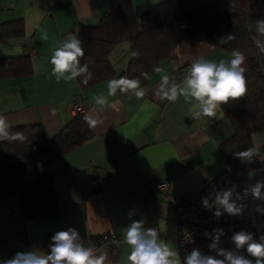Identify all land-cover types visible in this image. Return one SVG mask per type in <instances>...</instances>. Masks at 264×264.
Here are the masks:
<instances>
[{
    "label": "crops",
    "instance_id": "0c3cea01",
    "mask_svg": "<svg viewBox=\"0 0 264 264\" xmlns=\"http://www.w3.org/2000/svg\"><path fill=\"white\" fill-rule=\"evenodd\" d=\"M139 13L162 0H128ZM117 0H0V22L20 18L21 38L0 44V56H16L32 49L33 74L29 77L0 79V112L6 126L41 124L48 135L56 133L75 113L77 99L95 125L92 136L61 158L25 172L0 189V264L17 252L47 256V236L75 229L76 243L87 248L104 233L118 236L97 249L105 264H131L132 247L125 233L134 222L142 230L154 229L157 242L166 244L179 264L174 209L195 203V192L226 164L218 146L232 134V126L221 107L214 117H199L198 101L181 94L191 65L198 59L230 66L229 53L196 40L181 41L173 54L159 63L147 82L137 90L108 94L107 78L82 88L70 73L53 74L54 51L71 42L81 25H95ZM130 58L129 42L122 41L109 52L115 75ZM182 67L181 73L178 72ZM165 77L167 79L165 80ZM176 88L177 99L166 98ZM259 166L239 177L238 186L260 185V209L256 215L254 242L264 243V130L252 134ZM49 175L57 202V215L25 216L18 188ZM98 180L93 184V180ZM166 182L164 189L158 184ZM171 195V197H169ZM233 255L255 264L247 248ZM264 259V258H262ZM227 264V262H226Z\"/></svg>",
    "mask_w": 264,
    "mask_h": 264
},
{
    "label": "trees",
    "instance_id": "16d2710c",
    "mask_svg": "<svg viewBox=\"0 0 264 264\" xmlns=\"http://www.w3.org/2000/svg\"><path fill=\"white\" fill-rule=\"evenodd\" d=\"M257 21H264V0H162L139 13L133 11L128 0H117L116 6L108 8L97 24H81L74 32L73 37L84 53L78 58L77 69L85 65L88 69L75 79L82 88L107 78L118 81L122 77L138 80L142 87L149 74L184 40L201 41L230 55L233 50L239 51L245 57L241 67L245 69L246 91L220 105L231 123L232 134L218 146L226 167L239 177L259 166L251 136L264 130V33L258 30ZM23 33L20 18L0 22V44L21 38ZM122 41L129 42L130 58L115 75L109 52ZM32 74L28 51L0 56V79ZM188 74L178 75V79ZM117 89L119 93L132 90ZM85 117L83 111L75 112L52 135L41 124L6 126L5 135L0 136V189L5 188L8 180L61 158L89 139L92 131ZM17 134L22 138H16ZM249 150L250 157L238 155ZM18 191L25 216L57 215L49 175L21 185ZM53 236H47V255Z\"/></svg>",
    "mask_w": 264,
    "mask_h": 264
},
{
    "label": "clouds",
    "instance_id": "9594fccd",
    "mask_svg": "<svg viewBox=\"0 0 264 264\" xmlns=\"http://www.w3.org/2000/svg\"><path fill=\"white\" fill-rule=\"evenodd\" d=\"M258 30L264 33V21H257ZM84 55L80 42L71 38L70 43L64 44L63 47L54 51L51 63L53 65V74L63 75L70 73L66 77L68 80L74 79L81 73L87 72V65L77 69L78 58ZM229 61L230 66H226L221 60L218 64L206 61L203 58L198 59L191 65L188 76L184 83L185 88L181 89V94L190 95L198 101L200 112L195 113L197 117L201 115L214 117L221 104H226L230 99L242 96L246 91L245 69L241 67L245 57L239 51L233 50ZM90 78V75H89ZM167 77H165V80ZM87 83V80H85ZM117 88L121 91L128 89L136 90L135 95L141 98L144 93L139 88L138 80H120L108 81V94L115 95ZM170 101L177 99V90L173 88L171 93L166 96ZM89 126L95 125V121L85 117ZM6 123L3 117H0V136L5 135ZM16 138H22L17 134ZM242 158L250 157L251 150L238 154ZM257 197L260 195V185L258 184L253 190ZM229 193L225 192L223 198L218 197L219 203L229 214H236L239 210L229 203ZM207 205V201H204ZM78 232L75 229L59 231L53 237V243L50 246V254L47 256L37 255L35 252H17L12 259L4 264H105V255L96 256L91 248H85L82 244L76 243ZM233 242L237 249L247 245V252L257 258L255 264H264V243L253 241L251 234L238 232L233 236ZM126 243L132 247L128 257L131 264H179L178 260L173 259L176 253L173 252L166 244L157 242V233L154 229L142 230V222L132 223L125 233ZM218 241V237H217ZM210 247L215 248L216 244ZM220 255L225 256V260H218L214 257H202L198 250H193L186 257L185 264H252L242 256L233 255L231 252L221 250Z\"/></svg>",
    "mask_w": 264,
    "mask_h": 264
},
{
    "label": "built area",
    "instance_id": "2783aa9c",
    "mask_svg": "<svg viewBox=\"0 0 264 264\" xmlns=\"http://www.w3.org/2000/svg\"><path fill=\"white\" fill-rule=\"evenodd\" d=\"M27 51L30 55L34 53L30 48ZM71 107L73 112L83 111L81 103L76 98L73 99ZM97 181L95 179L92 183L96 184ZM165 187L166 182L158 184L159 189ZM253 190L254 188L247 186H238L236 177L228 167H225L195 192V203L175 206L174 224L179 256L186 259L193 250H198L202 257L211 256L225 260V256L219 254L221 250L234 254L247 248L245 245L237 249L232 238L238 232H245L251 234L253 241L255 239L260 195L255 196ZM225 192L229 193V203L239 210L236 214H229L219 203L218 197L223 198ZM204 201H207V205ZM117 240V235L104 233L94 237L87 248L95 252L104 244ZM214 243L216 247H210Z\"/></svg>",
    "mask_w": 264,
    "mask_h": 264
}]
</instances>
